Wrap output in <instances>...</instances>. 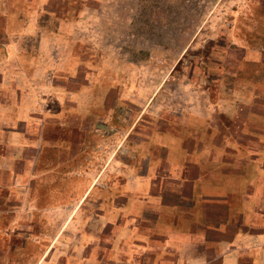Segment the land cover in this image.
Masks as SVG:
<instances>
[{
    "label": "rangeland",
    "instance_id": "obj_1",
    "mask_svg": "<svg viewBox=\"0 0 264 264\" xmlns=\"http://www.w3.org/2000/svg\"><path fill=\"white\" fill-rule=\"evenodd\" d=\"M0 264H264V0H0Z\"/></svg>",
    "mask_w": 264,
    "mask_h": 264
},
{
    "label": "crops",
    "instance_id": "obj_2",
    "mask_svg": "<svg viewBox=\"0 0 264 264\" xmlns=\"http://www.w3.org/2000/svg\"><path fill=\"white\" fill-rule=\"evenodd\" d=\"M69 192V191H68ZM79 192V191H78ZM77 191L73 192V193H78ZM69 193H72V191H70ZM80 193H83V191L81 190ZM84 194V193H83ZM83 199H81V201L79 203H73L71 204L70 207H67V209L65 210L66 211V216H65V222H68L70 219H76L78 218V208L80 207L81 205V202H82ZM76 216V217H75Z\"/></svg>",
    "mask_w": 264,
    "mask_h": 264
}]
</instances>
